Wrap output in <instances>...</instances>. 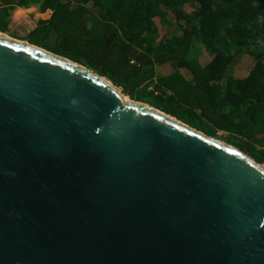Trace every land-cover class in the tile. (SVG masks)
<instances>
[{
  "label": "water",
  "instance_id": "obj_1",
  "mask_svg": "<svg viewBox=\"0 0 264 264\" xmlns=\"http://www.w3.org/2000/svg\"><path fill=\"white\" fill-rule=\"evenodd\" d=\"M130 92L0 36V264H264V164Z\"/></svg>",
  "mask_w": 264,
  "mask_h": 264
},
{
  "label": "trees",
  "instance_id": "obj_2",
  "mask_svg": "<svg viewBox=\"0 0 264 264\" xmlns=\"http://www.w3.org/2000/svg\"><path fill=\"white\" fill-rule=\"evenodd\" d=\"M31 6L52 13L23 39L264 164V0H0V32ZM250 46L251 68L232 73Z\"/></svg>",
  "mask_w": 264,
  "mask_h": 264
},
{
  "label": "rangeland",
  "instance_id": "obj_3",
  "mask_svg": "<svg viewBox=\"0 0 264 264\" xmlns=\"http://www.w3.org/2000/svg\"><path fill=\"white\" fill-rule=\"evenodd\" d=\"M18 9V8H17ZM14 10L11 15L10 23H9V30L6 33L10 37L17 39V40H22V41H28L26 39H23L29 30L33 29L39 20L38 16L36 15L37 12L35 9H28V10ZM14 16H17L18 18H14ZM43 19H48L49 16L43 15ZM174 30H171L169 32V35H172ZM196 52H194V55L201 59H204L206 57V53L202 51V48L198 45L195 46ZM260 47L257 46H250L243 52L242 55L237 56L235 59V63L231 66L232 73L240 74V75H245L247 71L251 68V65L255 61L253 59V54L254 51ZM226 133L224 132H219V136L217 138L221 139L222 141L226 142L223 140V136H225Z\"/></svg>",
  "mask_w": 264,
  "mask_h": 264
},
{
  "label": "crops",
  "instance_id": "obj_4",
  "mask_svg": "<svg viewBox=\"0 0 264 264\" xmlns=\"http://www.w3.org/2000/svg\"><path fill=\"white\" fill-rule=\"evenodd\" d=\"M28 10V9H35L36 10V12H37V16H38V20L39 19H43L44 18V16L43 15H47V16H51V13H52V10L51 9H47L45 12H40L39 10H38V8H37V6H31V7H29V8H18L17 10ZM200 59H201V57H200ZM157 68V67H156Z\"/></svg>",
  "mask_w": 264,
  "mask_h": 264
},
{
  "label": "bare ground",
  "instance_id": "obj_5",
  "mask_svg": "<svg viewBox=\"0 0 264 264\" xmlns=\"http://www.w3.org/2000/svg\"><path fill=\"white\" fill-rule=\"evenodd\" d=\"M0 36H2V37H6V38H10V39H14V38L9 37V36H7V35L1 33V32H0ZM14 40H17V39H14ZM20 41H21V40H20ZM21 42L27 44V41H21ZM125 99L128 100V97H125Z\"/></svg>",
  "mask_w": 264,
  "mask_h": 264
}]
</instances>
